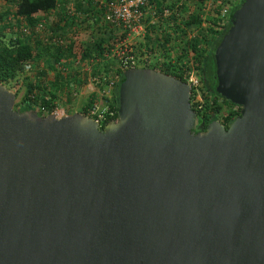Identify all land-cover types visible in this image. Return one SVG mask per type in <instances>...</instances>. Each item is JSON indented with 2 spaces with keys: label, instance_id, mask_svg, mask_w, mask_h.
<instances>
[{
  "label": "water",
  "instance_id": "95a60500",
  "mask_svg": "<svg viewBox=\"0 0 264 264\" xmlns=\"http://www.w3.org/2000/svg\"><path fill=\"white\" fill-rule=\"evenodd\" d=\"M213 55L240 114L200 134L190 86L158 70L123 71L103 129L0 83V264H264V0Z\"/></svg>",
  "mask_w": 264,
  "mask_h": 264
},
{
  "label": "trees",
  "instance_id": "16d2710c",
  "mask_svg": "<svg viewBox=\"0 0 264 264\" xmlns=\"http://www.w3.org/2000/svg\"><path fill=\"white\" fill-rule=\"evenodd\" d=\"M13 6V17L9 20L7 14H0V23H5L0 27V83L12 90L16 98L21 88L24 89L20 99L16 101L15 108L25 110H38V115L47 116L54 109L60 107V104L72 100L75 96L72 94L76 88L69 87L70 82H75L79 77L74 75L75 71H70V67L75 61H79L90 69L92 77H97V86L102 90L110 80H115L114 88L108 101L109 110L101 117H95L100 124V129L109 122L117 119L118 110V91L120 83L123 80V69L117 67L111 60L104 57L103 52L109 51V47L103 49L105 44L101 34L96 37L97 45L94 40L93 48L83 45L80 39L73 33V38L65 45L54 44L47 47L43 53L37 52L31 45L32 38L35 36L34 28L41 20L44 14L55 11L63 0H8ZM81 1V0H80ZM152 5H159V0H149ZM180 0L176 1L177 3ZM204 1V0H196ZM230 0H212L211 5L215 10V15L210 12V23L202 28L199 14L189 12L186 1L178 7H172L173 13L167 18H160L154 25H150L147 31L146 56L149 57V64H145V68L158 70L168 75H172L183 82H187L191 73H197L200 77L202 93L205 102L202 103V110L196 109L194 100L196 93H191L192 109L201 116L204 126L217 119V115L222 113L223 104L233 107L229 101L222 98L215 91L217 86L216 66L214 62V50L219 45L222 37L226 34L230 27L231 14L238 9L244 0H237L229 5ZM64 2V1H63ZM220 9H227L228 14L221 16ZM80 8L81 6H77ZM79 11V9H77ZM184 12L188 14L183 18ZM218 12V16L216 13ZM5 13H8L5 11ZM89 13V12H88ZM100 10H96V17L88 18L89 22H81L76 18L67 19V24L80 23L88 24L86 28L94 26L98 28V15ZM68 14V6L62 7V20L65 21ZM61 23V22H60ZM58 24V23H57ZM199 31L196 35L191 36L187 29ZM93 27V28H94ZM60 32L65 31L59 25L56 26ZM61 28V29H60ZM31 29V34L27 35L25 30ZM54 29V28H52ZM5 30L8 34L5 35ZM196 30V31H197ZM94 33V32H93ZM119 37L121 36L119 32ZM155 33V34H154ZM8 35V42L3 40ZM39 35V34H36ZM58 36L64 39L63 34ZM118 36V35H117ZM112 43L118 40V37H109ZM92 40V41H93ZM98 59L99 63H91ZM151 60V61H150ZM153 60V61H152ZM66 63L65 65H63ZM143 64V62H141ZM93 65V66H90ZM140 64V63H138ZM152 64V65H151ZM26 65H31V72L25 70ZM66 67L58 69V67ZM102 66V67H101ZM137 65H129L130 68H138ZM30 73V75H29ZM74 78V79H73ZM81 78L78 83H81ZM79 87V86H78ZM78 89V88H77ZM96 94L88 97L86 102L77 111L85 116L90 117V108L96 101ZM240 114L238 111L226 115L224 121L232 122ZM223 123V122H222ZM228 126V125H227Z\"/></svg>",
  "mask_w": 264,
  "mask_h": 264
},
{
  "label": "built area",
  "instance_id": "2783aa9c",
  "mask_svg": "<svg viewBox=\"0 0 264 264\" xmlns=\"http://www.w3.org/2000/svg\"><path fill=\"white\" fill-rule=\"evenodd\" d=\"M3 1L8 0H0V14L5 15V9L2 8ZM93 5L97 7L102 12V22L106 24L108 27H112L119 32H121V36L123 35L124 38L111 48V54L108 56V60L116 59L117 67H122L123 71L126 69H131L129 65H137L139 67L141 62L143 64H147L148 57L146 56V43L141 47L138 41H135L137 37H142L144 40L145 35L147 34L148 28L150 25H154L157 20L160 18H167V16H171L173 13L172 6L178 7L182 4V1L188 0H180L178 3L176 0H159V5H152L149 0H90ZM178 1V0H177ZM212 0H210L211 3ZM188 3V2H187ZM94 9V8H93ZM228 14V10L223 8L221 9V16ZM91 16L87 12H77L73 7L68 8V14L66 16L65 21L62 23V29L67 24V19L76 18L78 21L88 19L87 17ZM13 16H9V20ZM76 22V21H75ZM60 28V29H61ZM46 30V26L43 20L36 25L34 28L35 35L40 34L41 31ZM27 35L31 34V29H27ZM58 34L59 31L55 33L52 37L50 42L52 44H61L65 45L66 41H63ZM120 34V33H119ZM144 47V49H142ZM110 51V49H109ZM112 55V58H111ZM93 65L95 63H99L98 59L91 61ZM140 63V64H138ZM90 64V66H93ZM25 70L27 72H31L32 66L26 65ZM89 74L91 73L90 69L86 71ZM88 82L96 83L97 77H89L87 78ZM115 81V80H114ZM110 80L107 84H105L104 88L101 92L96 96V101L92 104L90 108V117L98 122L95 117H101L104 115L108 110V101L110 99L113 88L114 82ZM187 84L190 86L191 93H196V98L194 103L197 105L196 109L202 110V93L200 91L201 82L197 79L194 75H190ZM103 93V94H102ZM108 93V94H107ZM222 105V113L217 115V118L224 119L226 115L238 111L237 106L227 107L222 102L219 101ZM64 109L56 108L50 114L55 115L57 118H61L66 116V112L63 111ZM48 115V114H47Z\"/></svg>",
  "mask_w": 264,
  "mask_h": 264
},
{
  "label": "crops",
  "instance_id": "0c3cea01",
  "mask_svg": "<svg viewBox=\"0 0 264 264\" xmlns=\"http://www.w3.org/2000/svg\"><path fill=\"white\" fill-rule=\"evenodd\" d=\"M64 1V2H63ZM62 4H60V7L58 6V8L48 14H44L40 17V20H43L46 26V30L41 31V33L39 35H35L31 40V45L32 47L39 53H43L46 49H48L47 47H49L50 45V40L52 39V37L55 35V33L58 30V28H56V26H60L62 27V23H63V18L61 15V11H62V7L64 6H68L69 7H73L76 11L77 8L76 6H82V4L86 5L85 8H81V10H87L89 12V14L91 16H88L87 18H91V17H96V10L97 7L95 5H93V3L90 0H63ZM94 8V9H93ZM98 17V28L94 27V26H90L89 31L86 29V26L88 24H83V23H79L76 26L75 22L70 23V24H66L65 27H63V29H65V31L60 32L63 34V36L67 37L72 36L73 33L77 35V37L80 39L83 44L88 47V48H93L94 46V38L96 40V37H98V34H101L104 38L105 44H102L103 49L106 48L105 46H108L110 51L105 50L103 52L104 57H106V59H108L109 54H111V48L115 45V43H117L118 41L112 43V41L110 40L109 37H117V35H119V31L112 28V27H108L106 24H104L102 22V12L97 14ZM62 18V19H61ZM89 22V20L84 19L81 20V22ZM61 22V23H60ZM58 23V24H57ZM94 27V28H93ZM54 28V29H52ZM94 32V33H93ZM93 40V41H92ZM98 41L100 40H96L95 44L97 45ZM67 43V42H66ZM54 45V44H51ZM112 58V55H111ZM113 59V58H112ZM112 61V60H111ZM66 63H64L63 65H65ZM81 66V67H80ZM102 67V66H101ZM66 67H61L59 66L58 69H63ZM88 70V67L83 66V64L79 61H75V65L73 64L70 67V71H75L76 73L74 75H76V77H79V79L81 78V83H78V80L75 82H70L69 87L72 88L70 91L73 90V88H76V90H74L75 92H73L72 94L75 96L72 100H68V102H65V107H69L70 110H67L66 114H72L77 112L83 105V102H85L88 97L92 94H96L98 95L100 93L99 90L96 91L95 87H92L93 85H91L87 78L89 79L88 75H85L86 71ZM81 71V73H80ZM85 73H84V72ZM87 74V73H86ZM85 75V76H84ZM74 79V78H73ZM95 85H97L96 83H94ZM79 86V87H78ZM78 88V89H77ZM84 98V99H83ZM64 104V102L62 103Z\"/></svg>",
  "mask_w": 264,
  "mask_h": 264
},
{
  "label": "rangeland",
  "instance_id": "374dc122",
  "mask_svg": "<svg viewBox=\"0 0 264 264\" xmlns=\"http://www.w3.org/2000/svg\"><path fill=\"white\" fill-rule=\"evenodd\" d=\"M172 1V0H171ZM175 0H173V2H174ZM177 1V0H176ZM228 1V0H227ZM237 0H230L229 2V5L232 3L233 4V2L235 3ZM10 1H3V4L4 5H2V8L3 9H5V11H7L8 13H7V15L8 16H13V13H12V11H13V6H11V2L9 3ZM188 3H187V6H188V8H189V12H193V13H196V15L197 14H199V17H200V19H201V21H202V23H201V26L200 27H202V28H204V27H206L209 23H210V19H211V17H210V12H213V14L215 15V10H213V8H212V5H211V3H210V0H204V1H196V0H188L187 1ZM78 6V5H77ZM76 6V8L77 9H79V11L77 10V12H87L88 13V11L87 10H81V8H85L86 7V5H84V4H82V6L80 7V8H78ZM172 7H174V6H172ZM217 7H219V6H217ZM219 10H218V12H220V7L218 8ZM218 12L216 13V16L217 17H219L218 16ZM188 14V12H184L183 13V15H182V17L184 18L186 15ZM11 20V19H10ZM229 21H230V19H229ZM4 24L5 23H0V27H3L4 26ZM197 25H194V26H192V27H194V29H196L197 30V28H195ZM90 28V27H89ZM89 28H86L88 31H89ZM196 30H191L190 28H188L187 29V31H188V33L191 35V36H193V35H196V33L199 31V29L196 31ZM6 34H8V32H7V30H5V35ZM155 34V33H154ZM76 35V34H75ZM147 35L148 34H146L145 35V37H144V40H143V38L142 37H137L136 38V40L135 41H138L139 43H140V45H141V47L144 45V42L146 43V44H149L148 43V41H147ZM64 37V39H63V41H66V42H68V41H70V39L71 38H73L74 36L72 35V36H70V38H69V36H68V38L67 37H65V36H63ZM118 37V40L117 41H120V40H122L120 37H119V35L117 36ZM80 39H82V38H80ZM3 40H5V41H7L8 42V35L6 36V38H3ZM81 41V40H80ZM81 43L83 44V42L81 41ZM52 44V43H51ZM84 45V44H83ZM142 49H144V47L142 48ZM148 59H149V57H148ZM112 61V63H114L115 65H117V63H116V59H111ZM151 61V60H150ZM153 61V60H152ZM148 62V64L150 63L149 62V60L147 61ZM74 65H75V62H74ZM152 65V64H151ZM81 67V66H80ZM138 68H145V64H140L139 65V67ZM193 72L191 73V75H194L197 79H200V77L198 76V74L197 73H194L195 71L194 70H192ZM84 72V71H83ZM80 73H81V71H80ZM85 73V72H84ZM87 73V74H86ZM85 73V75H88L89 77H91L92 75H91V73L89 74L88 72H86ZM29 75H30V73H29ZM84 75V76H85ZM90 83V82H89ZM91 85H93L92 87H95L96 88V91L97 90H99L98 89V86L97 85H95L94 83H90ZM201 85V84H200ZM100 92H101V90H99ZM23 92H24V89L23 88H21L20 90H19V92H18V97L16 98V101H18L19 99H20V97H21V95L23 94ZM103 94V93H102ZM108 94V93H107ZM84 99V98H83ZM205 102V99L203 98V96H202V99H201V102ZM86 102V101H85ZM202 102V103H203ZM84 103V102H83ZM58 108H60V109H64L63 111L64 112H67V110H70L71 111V109H69V107H65V104H60V107H58Z\"/></svg>",
  "mask_w": 264,
  "mask_h": 264
},
{
  "label": "flooded vegetation",
  "instance_id": "af4514ba",
  "mask_svg": "<svg viewBox=\"0 0 264 264\" xmlns=\"http://www.w3.org/2000/svg\"><path fill=\"white\" fill-rule=\"evenodd\" d=\"M220 102H222V100H220ZM223 103V102H222ZM225 106H227L226 104H224ZM227 107H230V106H227ZM197 118H198V125H197V127H196V129H195V133L196 134H200V133H202V132H204L205 131V129H206V126H204V122L202 121V117L201 116H198L197 115ZM215 120H217V121H219L221 124H223L225 127H228L227 125H229L231 122H227V124H226V122L224 121V119H219V118H217V119H215ZM214 120V121H215ZM223 122V123H222Z\"/></svg>",
  "mask_w": 264,
  "mask_h": 264
},
{
  "label": "clouds",
  "instance_id": "9594fccd",
  "mask_svg": "<svg viewBox=\"0 0 264 264\" xmlns=\"http://www.w3.org/2000/svg\"><path fill=\"white\" fill-rule=\"evenodd\" d=\"M187 83V82H186ZM238 107V106H237ZM239 108V107H238ZM240 109V108H239ZM50 115V114H49ZM67 115V114H66Z\"/></svg>",
  "mask_w": 264,
  "mask_h": 264
}]
</instances>
